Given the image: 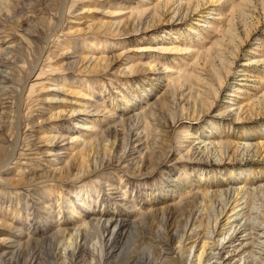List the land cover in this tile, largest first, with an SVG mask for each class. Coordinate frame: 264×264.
I'll return each instance as SVG.
<instances>
[{
  "label": "rangeland",
  "instance_id": "obj_1",
  "mask_svg": "<svg viewBox=\"0 0 264 264\" xmlns=\"http://www.w3.org/2000/svg\"><path fill=\"white\" fill-rule=\"evenodd\" d=\"M217 222L203 264H264V0H0V264H171Z\"/></svg>",
  "mask_w": 264,
  "mask_h": 264
},
{
  "label": "bare ground",
  "instance_id": "obj_2",
  "mask_svg": "<svg viewBox=\"0 0 264 264\" xmlns=\"http://www.w3.org/2000/svg\"><path fill=\"white\" fill-rule=\"evenodd\" d=\"M243 190H244L243 187H239V188L235 189V194H234L235 195V197H234L235 198L234 199L235 201L233 200L234 201L233 203H235V204H232L234 206L230 209V213L231 214L228 216V218H227L228 221H227V223H225V226H227L229 224V222L232 219V217H238L240 215V212L234 213V211H235L236 207H239L240 206L239 205L240 198L238 196L240 194H242ZM109 222L110 221H107V223H104V225H103V228H105L106 230L109 229L108 228ZM126 225H127L126 220H118V221H116V225H115V227H114V229L112 231V235L113 236H111V238L108 240L110 242L113 239L112 244L109 245V248L112 245H114L112 247V250H115L118 247V243L120 242L119 239H120V237L123 234L121 232V228L125 227ZM118 227H120V229H118ZM217 227H218V222L214 225V229L212 231V234L213 235H215V233H217V235L214 238H213V235H212V238H210V237L205 238L204 241L201 243L200 246H199V243L202 240V238L200 239V237L198 236V237H196L194 239V237L197 235L196 232H195L196 231L195 229H192L191 230V233L189 235L186 234V235H188L187 238H186V241L187 242L190 241V240H194L190 246H188L189 243L188 244L185 243L186 241L185 242H182L181 243L182 244L181 245V250L180 251L178 250V252H176L177 251V248H175V247L174 248L173 247L170 248L171 247V244L168 243L167 246L168 247L170 246V247H169V251L168 252L166 251L167 253H165L166 257L169 258L170 260H172L171 264H184V261H185L184 260L185 259L184 254H185V252H187L189 250H193L195 248L196 253L194 254V257H195L196 260H195L194 264H203L205 262L207 263V262H210L212 259L217 258V255H215V254L221 255V251L223 249L227 248V246H228L227 245L228 242L227 243L224 242V240L226 239L225 236H223L222 238H219V239L216 238L217 236H220V235L223 234L222 229L219 230L220 227L217 229L218 231L216 230ZM246 229L247 230L248 229L250 230L249 235L252 236V233H253V230H254V226L249 227V228H246ZM255 230H254V232H255ZM259 230L260 231L258 233H255V234H257L258 237L264 236V227L262 226V228H260ZM257 231H258V229H257ZM208 239H212L213 240L212 243ZM156 241H159V240L156 239ZM159 243H163V244L166 245L167 242L159 241ZM160 245H162V244H160ZM130 263L131 264H154V262H152V260L148 256L147 257H144V258H141V259L140 258H134V259H132V261ZM223 264H231V263L230 262H227V260H225L223 262Z\"/></svg>",
  "mask_w": 264,
  "mask_h": 264
}]
</instances>
